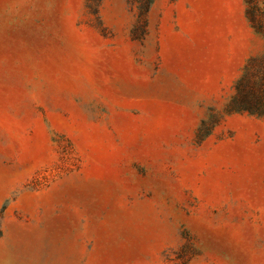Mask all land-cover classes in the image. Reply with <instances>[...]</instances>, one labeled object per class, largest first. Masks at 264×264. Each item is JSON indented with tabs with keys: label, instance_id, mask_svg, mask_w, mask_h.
Returning a JSON list of instances; mask_svg holds the SVG:
<instances>
[{
	"label": "rangeland",
	"instance_id": "374dc122",
	"mask_svg": "<svg viewBox=\"0 0 264 264\" xmlns=\"http://www.w3.org/2000/svg\"><path fill=\"white\" fill-rule=\"evenodd\" d=\"M245 69L264 0H0V264H264Z\"/></svg>",
	"mask_w": 264,
	"mask_h": 264
},
{
	"label": "trees",
	"instance_id": "16d2710c",
	"mask_svg": "<svg viewBox=\"0 0 264 264\" xmlns=\"http://www.w3.org/2000/svg\"><path fill=\"white\" fill-rule=\"evenodd\" d=\"M230 108L232 111L264 115V90L261 91L254 86L248 69H245V72L237 80L236 93L232 97Z\"/></svg>",
	"mask_w": 264,
	"mask_h": 264
}]
</instances>
